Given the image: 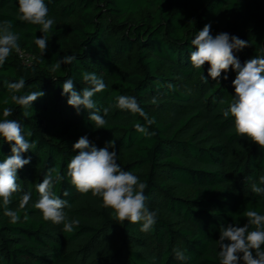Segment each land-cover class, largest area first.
I'll list each match as a JSON object with an SVG mask.
<instances>
[{"label": "trees", "instance_id": "16d2710c", "mask_svg": "<svg viewBox=\"0 0 264 264\" xmlns=\"http://www.w3.org/2000/svg\"><path fill=\"white\" fill-rule=\"evenodd\" d=\"M45 4L55 21L46 34L40 26L17 18L18 0H0V23L11 22L20 51L28 55L25 61L13 50L0 65V119L4 108H12L9 119L19 121L25 133L31 131L26 138L36 142L22 154L30 163L18 170L21 191L13 193L8 205L18 212L17 223L4 215L0 200V264H220V227L244 226L247 210L264 214V195L252 191L253 184L264 187V148L236 133L234 117L223 116L233 102L237 73L230 68L217 81L208 76L207 63L195 69L191 40L211 24L213 36L227 32L248 42L234 52L241 64L264 54V0ZM43 35L48 42L41 55L35 39ZM67 55L76 59L52 71ZM85 72L96 73L107 85L93 97L101 115L109 108L106 129L95 128L88 111L81 108L77 113L61 94L69 78L75 90L82 91L87 86L82 80ZM21 77L24 89L9 91L5 82ZM38 90L45 95L33 102L26 117L11 96ZM121 95L135 97L153 123L118 108L116 98ZM137 124L149 134L139 132ZM82 136L97 148L114 141L109 150L117 153V163L147 185L145 203L156 212L152 230L142 232L143 221L120 224L99 197L81 194L71 184L67 164L77 154L73 144ZM10 155L11 145L0 138V162ZM50 168L64 177L54 191L68 201V219L79 220L72 232L45 221L34 207L39 199L36 186ZM25 192L31 193V200L20 209ZM176 251L187 259L177 260Z\"/></svg>", "mask_w": 264, "mask_h": 264}, {"label": "clouds", "instance_id": "9594fccd", "mask_svg": "<svg viewBox=\"0 0 264 264\" xmlns=\"http://www.w3.org/2000/svg\"><path fill=\"white\" fill-rule=\"evenodd\" d=\"M49 9L45 0H18L17 18L22 22L40 26L41 33H48L55 21L49 18ZM19 35L12 31L10 21L0 23V65H3L13 50L19 52ZM48 37L36 38L41 55L47 49ZM191 44L195 51L190 53V62L195 69H201L206 63L210 65L208 76L213 80H219L222 72L227 73L231 68L236 77L232 81L235 94L229 109L223 111V116L234 117V127L238 135L247 137L250 141L264 148V54L256 55L241 64L234 54L249 46L248 42L227 32H220L213 36L211 24H205L203 29L196 32ZM75 56L67 55L57 60L52 71L61 68L62 64H71ZM227 79V75L224 76ZM82 80L87 86L82 91L75 90L72 78L62 84V95H67V104L77 110H87L88 119L95 128L106 129L107 120L104 118L109 108L97 107L93 97L96 93L106 89L107 85L103 78L96 73L85 72ZM206 80V78H205ZM25 79L21 77L15 82H5L7 89L13 93H19L25 87ZM172 86L169 85V88ZM43 91H32L23 95H12L11 101L25 109L23 115L27 117V109H32V104L38 98L43 97ZM153 99V103H155ZM8 103L7 100L4 101ZM116 106L122 110L144 117L147 124L153 121L149 119L140 108L135 97L118 96ZM13 109H3V119H0V138L11 145V155L0 162V200L4 206V215L15 224L20 217L16 210L10 209L13 193L21 191L17 183L18 170L30 163V158L25 159L23 153L36 147L31 137L32 132L27 133L21 127L19 121L9 119L13 115ZM136 129L144 134H149L146 127L139 124ZM114 141H109L104 147L97 148L87 136L80 137L73 144V155L67 164V176L71 184L81 194L91 192L93 197H99L102 207L111 209V217L122 224L128 221L132 224L143 221L141 231L149 232L156 223V212L148 208L144 192L147 188L145 183L139 182V178L130 171L123 170L117 163V153L110 151L114 148ZM63 176L56 168L47 170L36 187L39 199L34 207L38 209L45 221H51L56 225H63V231L72 232L74 226L79 225L78 219L69 220L64 209L69 207L68 201L56 195L54 187L63 180ZM260 183L264 184V176L260 177ZM252 191L258 195H264V187L252 185ZM68 192H64L67 196ZM31 200V193L25 192L19 203V208L24 209ZM247 223L244 226L228 224L220 227L219 239L216 240L219 251L220 264H264V214L255 210L245 212ZM25 219L27 216L25 215ZM176 259L184 261L187 257L182 251H176Z\"/></svg>", "mask_w": 264, "mask_h": 264}, {"label": "built area", "instance_id": "2783aa9c", "mask_svg": "<svg viewBox=\"0 0 264 264\" xmlns=\"http://www.w3.org/2000/svg\"><path fill=\"white\" fill-rule=\"evenodd\" d=\"M19 53H20V56L23 58V60L27 61L28 55L25 53H22L21 51Z\"/></svg>", "mask_w": 264, "mask_h": 264}]
</instances>
